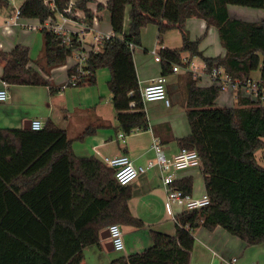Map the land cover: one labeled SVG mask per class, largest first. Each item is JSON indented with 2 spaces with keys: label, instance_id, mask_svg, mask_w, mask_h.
I'll list each match as a JSON object with an SVG mask.
<instances>
[{
  "label": "trees",
  "instance_id": "trees-1",
  "mask_svg": "<svg viewBox=\"0 0 264 264\" xmlns=\"http://www.w3.org/2000/svg\"><path fill=\"white\" fill-rule=\"evenodd\" d=\"M51 2L52 9L43 0H24L18 8L19 16L41 22L55 19L71 0ZM90 2L73 3L87 24L92 18L87 8ZM227 6L259 9L264 14V0H108L105 9L111 34L102 41L101 51L88 57L85 74L75 86L92 85L95 72L108 69L107 88L118 129L125 135L147 130L133 50L141 46V30L153 25L158 43L169 30L177 29L181 34L180 49L158 51L161 75L166 76L173 66L185 68L181 54L187 53L189 61L198 57L207 71L216 65L232 79H252L251 73L259 70L258 80L264 87V19H232ZM7 7L8 3L0 0V9ZM190 18L216 29L225 51L223 57L202 56L200 41H191L184 29ZM40 32L41 61H30L28 49L21 46L0 52V82L46 86L50 94L57 92L59 87L53 88L46 77L66 63L71 48L51 31ZM73 75L74 70L69 68L66 86H70ZM182 81L190 133L178 142L180 149L197 152L209 204L176 215L173 236L152 232L148 249L119 257L111 264H189L193 231L200 227L207 231L220 227L247 247L264 245V106L237 97L235 107H216L221 87H197L190 72L184 73ZM93 132L87 129L81 137ZM71 142L48 120L37 132L0 129V264H80L83 249L98 245L100 234L109 225L142 226L130 214L127 186L116 182L114 170L94 158L76 157ZM32 145H38L37 149ZM43 146L47 150L38 153ZM258 151L262 165L255 156ZM175 185L190 195V180Z\"/></svg>",
  "mask_w": 264,
  "mask_h": 264
},
{
  "label": "crops",
  "instance_id": "crops-1",
  "mask_svg": "<svg viewBox=\"0 0 264 264\" xmlns=\"http://www.w3.org/2000/svg\"><path fill=\"white\" fill-rule=\"evenodd\" d=\"M107 1L92 0L87 4L90 12L95 11L97 13V21L94 25L92 23V27L102 34L111 33L108 22L109 15L105 9ZM75 2L76 0H71V3ZM97 5H101L102 8L98 10ZM12 8L19 7L13 6ZM6 10L4 8L0 9V52L8 53L16 46H21L28 49L30 61L40 62L43 55L41 32L28 31L23 28V24L33 22L31 19L21 18L20 23H18L21 26L14 25L12 13H7ZM227 12L230 18L244 22H262L264 19L263 11L259 9L227 6ZM83 17V13L77 11V21L64 24V29L70 33L80 31ZM54 20L59 22L57 17ZM6 26L9 27L8 32L4 30ZM184 29L191 41H200L198 50L203 57L221 58L224 56L225 51L219 44L215 28H208L203 20L190 18L184 23ZM171 33L173 31L167 32L166 37L163 36L162 42L157 47L155 45L157 41L156 27L148 25L141 30V46L135 47L133 50V62L140 91L151 79L160 76L162 73L161 63L154 61L151 52L154 51L158 54L160 48L171 50L181 48L180 32V46L178 47L171 46L168 43L169 38L167 36H170ZM85 38L87 41H91V33H87ZM34 51L36 53L35 58H32ZM181 57L182 59L189 58L187 53H182ZM195 58H192V61ZM68 59L63 66L51 70L49 76L46 77L53 88L59 87L54 94H50L46 86L9 85V99L4 103H0V108L3 110L0 115V129L25 130L23 124L26 121L37 119L44 124L48 120L55 127L63 130L66 137L72 141L71 150L76 157L94 158L105 167L108 166L102 162L103 158H113L121 155L127 156L137 167H145L147 163L154 162L155 155L150 147L153 140L158 141L167 158L178 153L180 150L178 140L190 133L184 103L186 91L182 76L186 71L183 68H179L176 73L169 71L164 76L166 78L165 89L168 91L166 95L169 99V105L166 106L160 101L144 103L143 108L148 124L147 130H134L129 135H125L118 129L115 112L110 102V93L107 88V81L110 77L108 69L97 70L92 85L65 86L66 72L73 64L72 59L69 62ZM29 65L33 66L32 64ZM2 66L3 62L0 60V75ZM203 67L204 63L202 62L201 71L196 74V77L193 76L197 81L196 86L201 88L213 85V82L204 74ZM253 75L259 78V70L252 72L251 77ZM33 88L38 90L41 88L45 93L43 109L36 111L33 108L32 116H28L23 112L18 114L15 110L16 105H18L16 104L17 95H21L26 89ZM222 92L227 96L226 104L223 106L217 103L218 101L221 103L220 95ZM230 94L227 88L222 87L215 101V106L235 107L237 101ZM20 97L24 99L23 96ZM87 129H94V132L81 137ZM120 135H124V137L120 138ZM37 147L38 145H32L33 149H37ZM38 150H40L38 153H41V151L47 150V146L38 148ZM182 180L191 181L190 197L193 199H198L205 194L200 168H190L178 172L175 183ZM126 188L129 192L128 210L132 217L142 222V226L133 227L118 224L123 233L124 251L107 250L105 244L109 240L99 239L98 245L83 249L80 264H111L119 257L127 258L148 249L152 245V232H160L169 236L175 234L174 219L183 210L174 205L172 206V214L166 212L164 187L158 168L154 167L146 170L144 174L139 175ZM193 238L194 244L190 253L189 264H230L232 259L235 260L232 264H264V245L244 246L239 239L230 236L220 227H216L213 231H207L201 227L197 228L193 231Z\"/></svg>",
  "mask_w": 264,
  "mask_h": 264
},
{
  "label": "built area",
  "instance_id": "built-area-1",
  "mask_svg": "<svg viewBox=\"0 0 264 264\" xmlns=\"http://www.w3.org/2000/svg\"><path fill=\"white\" fill-rule=\"evenodd\" d=\"M4 1L10 4L14 0ZM43 3L48 5L50 9L53 8L51 0H43ZM77 11L79 10L74 9L73 3L70 2L64 10V13L56 16L59 22L52 18H47L43 22L38 19H31L33 21L32 23L22 25L23 28L28 31H40L42 29L51 31L53 34L61 38L64 45L71 48V55L68 58L72 59L73 64L71 68L75 72V75H73L69 81L71 86H75L76 80L85 74V72H83V67L88 57L91 54L99 53L101 51L102 41L108 39L111 34H102L92 27V23L94 25L97 21V13L95 11L93 13L91 12L92 18L90 24H87L83 17L80 31L70 33L64 29V24L77 21ZM13 19L14 25L21 26V24H18L21 19L18 8H15ZM4 30L8 32L9 27H4ZM87 33H91V41L86 40L85 35ZM129 48L133 49L134 47L129 44ZM151 54L154 56V61H160L157 53L152 51ZM183 63L186 64V67L183 69L196 77L197 72L195 71L196 68L194 67L192 59L190 61L188 59H183ZM178 69L179 67L173 66L172 72L176 73L178 72ZM203 70L205 72L204 74L213 82V85L219 86L221 89L222 87L227 88L229 93H231L230 95L235 100L237 97L246 98L255 104L264 106V87L258 79H232L223 68L216 65L212 66L208 71L204 65ZM165 84L166 78L163 75L151 79L141 91L139 90L141 102L144 104L146 102L160 101L168 106L169 100L166 95ZM8 87L9 85L7 83L0 82V103H4L9 99ZM43 126L44 124L42 121L34 119L30 121L29 130L37 132L42 130ZM123 137L124 135H120V138ZM150 147L154 152L155 161L147 163L145 167L135 166L125 155L113 158H103L102 162L114 170V178L120 186H128L139 175L144 174L146 170L154 167L158 168L161 173V181L165 193L164 205L168 214H172V206L174 205L181 208L183 211H193L207 206L209 204V198L206 194H203L198 199H193L190 195L184 194L175 185L176 174L178 172L190 168H200L201 161L197 152L181 148L173 157L167 158L157 140H153ZM106 230L109 235L108 240L110 241L113 250L116 252H123L124 241L121 227L118 224H111ZM234 261L235 260L232 259L230 264Z\"/></svg>",
  "mask_w": 264,
  "mask_h": 264
},
{
  "label": "rangeland",
  "instance_id": "rangeland-1",
  "mask_svg": "<svg viewBox=\"0 0 264 264\" xmlns=\"http://www.w3.org/2000/svg\"><path fill=\"white\" fill-rule=\"evenodd\" d=\"M22 1L23 0H14L12 3H10L8 8H6L7 10L5 12H7V13L10 12V13H12V16H13V14L15 12V9H13L12 7L13 6L14 7H19V4H21ZM4 10H5V8H4ZM149 26L155 27L153 25H149ZM148 29H152V28H148ZM170 31H173V33H171L170 36H167L169 38V42L168 43L171 46H174V47L180 46V35H179V32H177L178 30L172 29V30H169L167 32H170ZM167 32L165 33L164 38L166 37ZM154 40H155V38H154ZM155 45L158 47L159 43H157V41H156ZM35 54L36 53L34 51V53L32 54V58H35ZM69 61H70V58L68 59V62ZM193 62H194V67L196 68L195 71L197 73H199L201 71V63H202L201 60L196 57L195 59H193ZM251 78L255 79V80L258 79L256 75H253ZM44 95H45V93H44V91L41 88L39 90L38 89H34V88L33 89L24 90V93H21V95H19V96L17 95V97H16V99L18 98L17 102H16V104H18V105H16V107H17L15 109L16 112H18V114H21L23 112V113H25L28 116H32L33 115V113H32L33 112V108L36 111L38 109L39 110L43 109V107H44V105H43V103H44ZM20 96H23L24 99H21ZM220 97H221V103L219 101L217 103L219 105L223 106L224 104H226L225 100L227 99V96H226L225 93L222 92ZM2 112H3V110H1V108H0V115L2 114ZM255 156H256V159L259 162V164L262 165L261 162H260L261 151L256 152Z\"/></svg>",
  "mask_w": 264,
  "mask_h": 264
},
{
  "label": "water",
  "instance_id": "water-1",
  "mask_svg": "<svg viewBox=\"0 0 264 264\" xmlns=\"http://www.w3.org/2000/svg\"><path fill=\"white\" fill-rule=\"evenodd\" d=\"M29 126H30V121H26V122L23 124V128H24L25 130H29V129H30ZM108 236H109V235H108V232H107V230H105L103 233L100 234V239H101V240H108ZM105 248H106L107 250L113 251V248H112V245H111L110 241H108V242L105 244Z\"/></svg>",
  "mask_w": 264,
  "mask_h": 264
}]
</instances>
